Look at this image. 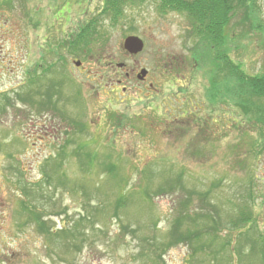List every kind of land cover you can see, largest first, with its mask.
<instances>
[{
  "label": "rangeland",
  "instance_id": "obj_1",
  "mask_svg": "<svg viewBox=\"0 0 264 264\" xmlns=\"http://www.w3.org/2000/svg\"><path fill=\"white\" fill-rule=\"evenodd\" d=\"M108 2L0 0V264H264V147L248 152L231 103L210 106L191 22L149 0L114 19ZM252 3L262 28L236 37L233 18L226 46L254 76L264 0ZM244 205L256 223L239 235ZM180 212L197 244L171 238Z\"/></svg>",
  "mask_w": 264,
  "mask_h": 264
},
{
  "label": "trees",
  "instance_id": "obj_2",
  "mask_svg": "<svg viewBox=\"0 0 264 264\" xmlns=\"http://www.w3.org/2000/svg\"><path fill=\"white\" fill-rule=\"evenodd\" d=\"M109 7L104 9L105 14H110V18L116 19L118 14H122V8L126 2L136 3L137 0H108ZM155 4L157 11L165 14L168 11H177L185 14L191 22L188 35H191L197 42L195 52L200 49L205 58L210 63L209 84L206 91V98L212 108H216L220 103L232 104L241 118L236 124V130L241 134H252L251 144L248 152L257 154L264 147V69L263 73L251 76L229 56L227 49V31L234 18L231 32L236 37H246L262 28L260 13L255 4L249 5V1L255 0H149ZM110 8V10H109ZM96 29L94 22L90 21L70 40L71 51L77 52L88 44V32ZM235 39V37L233 38ZM193 110V107L182 108L185 114ZM197 114L192 113L191 117L195 121ZM237 120V115H236ZM88 154V153H85ZM52 174L48 173L51 177ZM54 176V175H53ZM47 179V178H46ZM58 179V182L62 181ZM165 188L169 187H164ZM162 189V188H160ZM181 201L183 209L187 206L186 202ZM185 212H180L172 222L171 238H179L181 241L198 243L200 232L190 229H183L181 225L185 222ZM197 215V214H196ZM237 217L233 220L234 226L244 228L238 230L239 235L245 230L254 226L256 219L252 217L251 209L244 205L237 211ZM193 219V218H192ZM249 227V228H247ZM182 232V233H179ZM254 233V232H253ZM248 235V233H247ZM173 238V239H174ZM260 242L264 243V238L258 236ZM258 240V241H259ZM255 241H257L255 239ZM257 246V242L253 247ZM200 247L196 246V249ZM202 248V247H201ZM261 246V250H262Z\"/></svg>",
  "mask_w": 264,
  "mask_h": 264
},
{
  "label": "water",
  "instance_id": "obj_3",
  "mask_svg": "<svg viewBox=\"0 0 264 264\" xmlns=\"http://www.w3.org/2000/svg\"><path fill=\"white\" fill-rule=\"evenodd\" d=\"M124 48L128 50L131 53H136L142 50L143 48V41L138 38L137 36H128L124 40ZM77 65H79V62H76ZM146 74V70L142 69L140 74H138L139 78H142Z\"/></svg>",
  "mask_w": 264,
  "mask_h": 264
},
{
  "label": "flooded vegetation",
  "instance_id": "obj_4",
  "mask_svg": "<svg viewBox=\"0 0 264 264\" xmlns=\"http://www.w3.org/2000/svg\"><path fill=\"white\" fill-rule=\"evenodd\" d=\"M145 78H146V75L142 79H145Z\"/></svg>",
  "mask_w": 264,
  "mask_h": 264
}]
</instances>
